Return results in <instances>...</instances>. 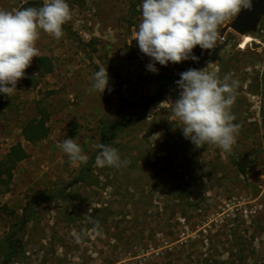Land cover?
I'll list each match as a JSON object with an SVG mask.
<instances>
[{"label":"rangeland","instance_id":"rangeland-1","mask_svg":"<svg viewBox=\"0 0 264 264\" xmlns=\"http://www.w3.org/2000/svg\"><path fill=\"white\" fill-rule=\"evenodd\" d=\"M66 2L64 35L57 40L39 29L35 44L53 71L41 75L33 57L15 93H0V159L18 141L30 153L0 194V264H264V18L245 45L244 35L229 29L216 48L193 49L198 61L157 62L154 73L134 39L143 0ZM43 3L0 0V10ZM100 67L107 68L108 87L88 92ZM188 69L237 82L230 111L239 131L231 152L184 137L173 113L176 83L158 103L141 105L158 77L181 78ZM42 110L50 114V134L25 141L24 126ZM127 119L138 120L108 146L129 163H95L90 178L75 183L85 163L72 162L57 143L75 139L88 159L103 127ZM232 157L246 165L247 179ZM89 208L98 224L89 222ZM12 232L9 247L4 238Z\"/></svg>","mask_w":264,"mask_h":264},{"label":"clouds","instance_id":"clouds-1","mask_svg":"<svg viewBox=\"0 0 264 264\" xmlns=\"http://www.w3.org/2000/svg\"><path fill=\"white\" fill-rule=\"evenodd\" d=\"M251 7L252 0H143L138 7L142 19L134 39L140 51L151 58L147 69L155 73L157 62L166 66L169 62L179 63L189 58L198 61L192 54L193 49L197 45L204 50L216 48L224 41L219 31L221 26L242 8ZM70 19L66 0H44L40 8L28 7L14 12L0 10V93L11 97L33 57H40L35 46L38 30L59 40L64 35L62 25ZM180 77L176 81L180 91L173 102V113L181 122L184 137L196 147L209 144L231 152L239 131L230 111L237 82L229 83L228 75L221 81L203 69H188L180 73ZM108 84L107 68L100 67L87 91L103 93ZM56 147L72 162H87L75 139L66 138ZM92 147L99 150L96 164L100 167L119 169L129 163L121 160L117 149L104 143ZM91 212L89 208L86 213L89 222L98 224ZM73 236L76 243H81V235L73 233Z\"/></svg>","mask_w":264,"mask_h":264},{"label":"trees","instance_id":"trees-1","mask_svg":"<svg viewBox=\"0 0 264 264\" xmlns=\"http://www.w3.org/2000/svg\"><path fill=\"white\" fill-rule=\"evenodd\" d=\"M132 9L136 8V4H131ZM63 29H68L63 26ZM37 67L40 71L41 75H45L53 71L54 64L50 57L48 56H40L37 60ZM180 78L176 75H162L157 79V86L152 94L143 99L140 103L144 105L145 108H149L150 106L158 103L162 97L166 93V89L168 85L176 83ZM50 118V114L44 110L40 111V115L29 120L23 128V136L26 141L31 143H37L43 139H45L50 134V126L48 124ZM138 119H127L124 122L117 121L114 123H110L103 127V137L102 143L108 145L111 139H113L118 131H120L124 126L131 125L136 122ZM99 154V150L94 152L90 157H88L87 162L81 167L76 179L75 183H80L87 178H90L93 167L96 163V157ZM232 155V154H231ZM30 156L29 152L24 147L21 141L16 142L11 145L6 155L0 159V194L8 191L10 187V182L13 178L15 168L17 165L28 158ZM233 164L236 166L237 170L247 179L248 172L246 170V165L241 161L236 160L232 157ZM71 186V184H70ZM59 193V192H58ZM45 197H48L47 195ZM15 235L14 232L5 235V240L9 247L12 245V239ZM175 252V251H174ZM15 252L12 251V255Z\"/></svg>","mask_w":264,"mask_h":264},{"label":"water","instance_id":"water-1","mask_svg":"<svg viewBox=\"0 0 264 264\" xmlns=\"http://www.w3.org/2000/svg\"><path fill=\"white\" fill-rule=\"evenodd\" d=\"M264 18V0H252L251 8H242V10L228 21L221 29L220 34L225 37L229 29L241 35H248L255 32L262 19Z\"/></svg>","mask_w":264,"mask_h":264},{"label":"bare ground","instance_id":"bare-ground-1","mask_svg":"<svg viewBox=\"0 0 264 264\" xmlns=\"http://www.w3.org/2000/svg\"><path fill=\"white\" fill-rule=\"evenodd\" d=\"M251 40H253V37L250 35V34H248V35H245L244 36V45L246 44V43H248V42H250Z\"/></svg>","mask_w":264,"mask_h":264},{"label":"crops","instance_id":"crops-1","mask_svg":"<svg viewBox=\"0 0 264 264\" xmlns=\"http://www.w3.org/2000/svg\"><path fill=\"white\" fill-rule=\"evenodd\" d=\"M25 139V138H24ZM26 141V140H25ZM22 142V141H21ZM23 143V142H22ZM13 145V144H12ZM24 145V144H23ZM25 147V146H24ZM27 150V149H26ZM28 151V150H27ZM30 154V153H29Z\"/></svg>","mask_w":264,"mask_h":264}]
</instances>
